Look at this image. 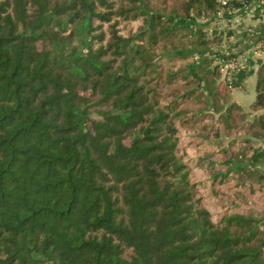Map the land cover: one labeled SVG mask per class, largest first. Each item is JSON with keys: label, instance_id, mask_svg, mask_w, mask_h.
I'll return each instance as SVG.
<instances>
[{"label": "trees", "instance_id": "trees-1", "mask_svg": "<svg viewBox=\"0 0 264 264\" xmlns=\"http://www.w3.org/2000/svg\"><path fill=\"white\" fill-rule=\"evenodd\" d=\"M219 6L0 0V264H264V65L224 106L214 62L264 24Z\"/></svg>", "mask_w": 264, "mask_h": 264}, {"label": "built area", "instance_id": "built-area-1", "mask_svg": "<svg viewBox=\"0 0 264 264\" xmlns=\"http://www.w3.org/2000/svg\"><path fill=\"white\" fill-rule=\"evenodd\" d=\"M218 1L220 3V9L211 18L209 31L216 29L217 32L222 33L225 37H227V41L233 40V33L231 30L236 28L239 30V25L242 27L244 26L245 30L249 31V33L255 32L257 35L261 33L258 30L252 29L251 25L253 24H251L250 21L258 19L261 21V16L264 15V0L244 3L243 6L234 8L228 12L223 10V5L228 0ZM244 42L245 47L238 53H233L234 49H226L227 42L223 43L224 50L228 53V56H218L215 58V61L220 65L219 69L222 76L229 86L232 82L230 78L231 75L234 73L238 74L247 69L249 58L257 51L256 47L258 44L253 40L248 39L244 40Z\"/></svg>", "mask_w": 264, "mask_h": 264}, {"label": "crops", "instance_id": "crops-1", "mask_svg": "<svg viewBox=\"0 0 264 264\" xmlns=\"http://www.w3.org/2000/svg\"><path fill=\"white\" fill-rule=\"evenodd\" d=\"M250 22L253 25L264 24V15L261 16V21L258 19ZM256 49L257 51L249 58L246 72L240 73L241 80L231 90V99L243 107H247L254 99L257 70L261 64L264 65V42Z\"/></svg>", "mask_w": 264, "mask_h": 264}, {"label": "rangeland", "instance_id": "rangeland-1", "mask_svg": "<svg viewBox=\"0 0 264 264\" xmlns=\"http://www.w3.org/2000/svg\"><path fill=\"white\" fill-rule=\"evenodd\" d=\"M211 21V19H210ZM210 27V26H209ZM209 27H208V31H209ZM237 29V28H236ZM212 31V30H211ZM210 32V31H209ZM226 40H223L222 43H225ZM255 42V41H254ZM215 63H217L216 61H214ZM247 70V69H246ZM245 70V71H246ZM219 73H220V76H219V79L221 80V86H222V89H223V94L222 96L220 97V102L222 101L224 103V106L229 103V102H232V99H231V90L233 88V86L235 85L233 82H231V85L229 86L226 82V80L223 78L222 76V73L219 69ZM231 78V77H230ZM232 81V79H231ZM236 86V85H235ZM224 87V88H223ZM226 87V88H225Z\"/></svg>", "mask_w": 264, "mask_h": 264}]
</instances>
